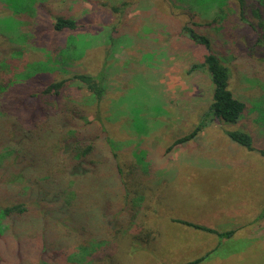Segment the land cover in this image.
I'll return each mask as SVG.
<instances>
[{"label":"rangeland","instance_id":"1","mask_svg":"<svg viewBox=\"0 0 264 264\" xmlns=\"http://www.w3.org/2000/svg\"><path fill=\"white\" fill-rule=\"evenodd\" d=\"M246 2L254 21L252 0ZM58 16L75 18L79 27L56 30ZM187 22L211 38L212 50L231 69L234 94L252 110L237 124L212 120L196 138L173 145L199 124L212 97L208 73L189 71L207 49L181 32ZM256 42L240 0H0L3 110L20 103L19 113L28 119L34 104L27 95L22 104L23 95L73 73L99 74L105 84L97 100L81 81L69 79L59 98L61 106L76 110L83 134L96 137L81 175L52 170L68 163L71 168L76 160L60 144V131L35 145L14 130V124L21 128L19 118L14 122L0 108V173L13 164V172L21 169L26 178L0 189V206L39 201L38 208L27 201L23 223L11 222L16 230L0 237L3 263L37 262L41 256L59 262L79 244L101 241L87 261L69 264H187L199 257L204 258L197 264H264V233L253 242L221 240L184 222L224 231L232 226L225 210L239 207V200L264 211V42ZM64 46L72 56L65 59H73L59 68ZM101 115L105 132L90 122ZM236 129L252 135L255 149L227 135ZM30 144L44 153L40 162L30 156ZM21 152L27 156L15 161ZM237 159L247 166L221 170ZM75 200L71 216L68 207ZM44 218L52 249L43 253Z\"/></svg>","mask_w":264,"mask_h":264},{"label":"trees","instance_id":"2","mask_svg":"<svg viewBox=\"0 0 264 264\" xmlns=\"http://www.w3.org/2000/svg\"><path fill=\"white\" fill-rule=\"evenodd\" d=\"M247 0H240L241 5V16L244 22L248 23L252 29L257 32V44L264 42V0H252L250 5V15L253 17L254 21L251 19L249 20L246 14V8L247 6ZM53 27L58 31H63L64 29H77L79 27L78 22L73 17H67V16H58L55 19V22L53 23ZM181 32L188 37L190 40H192L196 44L203 45L207 49V53H205L204 57L200 61H196L191 64L189 71H203L207 72L209 75V78L212 83V97L211 102L209 106V110L203 114V119L199 122V124L189 133L179 137L175 140L173 145L187 142L191 139H194L197 137V135L204 129V127L212 120H222L225 123H239L245 113L248 110H252V108H248L247 100L242 97V95H235L231 86H230V78H231V69L227 65L226 61L218 55L216 52L212 50V40L211 38L203 33L197 30L192 24L189 22L185 23L182 26ZM68 39V38H67ZM74 46H71V49ZM67 50L66 46L62 47L63 50H61L59 54V57L56 60V67L61 68V65L66 64L69 59H65L67 57H72L71 55L66 56L65 49ZM70 50V49H69ZM64 53V54H63ZM264 58V56H262ZM77 58V57H76ZM65 62V63H64ZM44 69V68H43ZM46 70V69H45ZM69 79H77L81 81L90 91L93 96V98L97 100H101L104 93H105V84L103 82V78L99 74H90V73H73L69 75V77H63L60 79L50 80V82L46 83L45 86L39 88L36 90L35 87L28 90L27 94L25 93L23 95L22 101H20L22 104L25 103L24 98L26 95L28 96V99H30L33 104V111L31 114H29V118L25 119L21 116L20 108L22 110V107L20 106V103L17 105H12L13 109H9L8 111L3 110L1 96H0V108H2V113L5 114V116H8L10 119H12L14 122L17 123V119L21 125V128H18L17 124L13 125L14 130H19L22 138H25L29 142H33L35 145L37 143H40L42 141L41 138H45V135L49 137L51 135V132L60 131L61 135H63L64 138H61L59 135L57 138L60 141V144L63 145L66 149H69L75 157V162L73 164V167L69 168L67 166L65 168L63 167H54L52 170L54 172L55 168L59 170V172H74L80 174H74V175H81L84 170V162L85 158L88 155L94 154V151L96 150V137L91 136L90 138L87 136V134H83L82 129L78 128L77 124L79 123L76 118V110L74 109V112L71 108H66L64 106H61L59 103V98L61 93L63 92L64 88L66 87ZM5 89V87H4ZM3 90L2 87H0V92ZM38 96V98H36ZM22 97V96H21ZM51 97L58 98V102H52ZM18 98V97H17ZM50 102V103H49ZM52 105L55 106V108L52 107ZM257 104L254 105L256 107ZM264 112V111H263ZM1 113V109H0ZM83 115H85V112H82ZM13 115L15 117H13ZM82 118H86L85 116H81ZM27 120H30L28 123ZM25 123V126L23 125ZM90 122H99L100 126H102V129L104 131L103 126L104 120L101 115V117L97 118L96 120H91ZM28 123V124H27ZM27 125V126H26ZM66 127H69V131L67 130L66 133ZM48 133L45 134V131ZM74 129V130H73ZM105 132V131H104ZM227 135L235 142L239 143L242 146H245L246 148L253 150L255 149L253 145V137L252 135L243 130V129H236V130H226ZM70 135V136H68ZM90 135V134H89ZM32 148L34 146L30 144ZM38 147V146H36ZM260 153L264 156V149H260ZM17 157L14 158L15 161L18 160V156H27L26 152H21L16 155ZM30 156H34V162H40L41 159L44 158V153L42 151H39L37 148H34L33 151H31ZM86 163V162H85ZM83 166V169H82ZM63 169V170H62ZM15 169L12 164L11 169H7V171H3L0 173V189L4 186H10L16 182H24L25 181V173L23 170H19L18 172H13ZM53 176V173H51ZM56 176L60 174H56ZM50 178H46V181ZM82 181V180H81ZM77 182V180L74 181V183ZM75 185V184H73ZM71 185V187L73 186ZM27 187V186H26ZM36 188H34L35 190ZM127 190V187H126ZM65 193V190H60ZM27 201H36V208L39 206V201L36 200V198L28 199V200H21L18 201L12 205L2 207L0 206V237L6 235L8 232L12 233L13 230H16V227L11 226V222L16 223L17 225L20 223H23L25 220L23 217V213H26L29 211V206L27 204ZM76 200L69 208V213L71 212V216L73 214H76L74 205ZM49 205L46 206V208L43 209V212L49 211L48 208ZM56 211L55 208H52ZM61 214H63L60 211ZM95 215V213H93ZM27 218V217H26ZM107 219V216H105ZM74 219H77L74 218ZM34 220H28L29 223L32 224ZM194 227L204 229L210 232H213L218 235L220 239L224 237H229L232 235L233 231H218L213 228H209L207 226L192 223L188 221H184ZM49 220L44 218V225H46L45 231L41 232V242L43 247V253L45 251L48 252V249H52L51 241H50V234L48 236V226ZM81 226V225H80ZM100 242L94 241L90 245H84L79 244L77 246V249L71 252L67 255L66 260L62 261H54V259L48 260L44 259L43 256L40 257V259L36 262H23L18 261L16 264H69V262H75L80 263L82 261H87V257H89L95 249L101 245ZM59 251H61V248H59ZM57 251V252H59ZM55 252V251H54ZM6 256L5 248H0V264L3 263L2 260H4ZM204 257L196 258L187 264H197L201 260H203Z\"/></svg>","mask_w":264,"mask_h":264},{"label":"crops","instance_id":"3","mask_svg":"<svg viewBox=\"0 0 264 264\" xmlns=\"http://www.w3.org/2000/svg\"><path fill=\"white\" fill-rule=\"evenodd\" d=\"M247 161H250L249 158H246ZM242 163L240 159H237L233 162V164H227V166L222 167L221 170H235L237 168H242L241 166H244L247 164H239ZM236 177H234V181L231 185L233 187L236 185ZM232 187V188H233ZM245 193V192H244ZM244 196V194H243ZM236 204H241L239 207H237L235 204L229 208L226 212V218L229 222H231L232 226L229 230H232L233 233L229 237H224L223 239H236V238H246L251 240V242L258 240L257 238H260L261 233H264V211L263 209H259V207H252L248 204H245V201H238ZM221 211L223 212V208H221ZM223 214L216 213V217L222 218ZM199 224V223H198ZM206 226V225H204ZM208 227V226H207ZM213 228V227H209ZM215 229V228H213ZM260 229V230H259ZM217 230V229H216ZM228 231V230H224ZM210 232V231H209ZM217 235V234H216ZM253 236H256L257 238H254ZM250 242H248L249 244Z\"/></svg>","mask_w":264,"mask_h":264}]
</instances>
